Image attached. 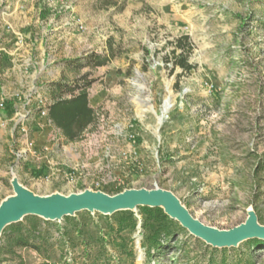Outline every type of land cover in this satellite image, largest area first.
<instances>
[{"label":"rangeland","instance_id":"obj_1","mask_svg":"<svg viewBox=\"0 0 264 264\" xmlns=\"http://www.w3.org/2000/svg\"><path fill=\"white\" fill-rule=\"evenodd\" d=\"M73 1L85 32L51 25L39 0H0V203L13 193V173L41 195L81 190L82 182L47 178L52 161L55 169L80 165L83 180L91 187L99 181L111 194L172 190L193 216L217 228L245 222L250 205L264 225V0H125L120 12ZM183 34L194 43L196 66L184 74L171 60ZM110 36L121 56L101 67L71 68L68 61L80 63L91 52L107 54ZM87 73V81L95 79L89 101L104 118L76 142H56L39 118L37 92L50 95V83H75ZM168 84L174 102L159 124ZM140 101L155 112H142ZM134 214L136 227L123 232L118 214L82 211L61 223L26 217L6 228L0 261L264 264V248L214 249L177 221L165 247L149 251L144 215ZM21 230L37 248L15 245Z\"/></svg>","mask_w":264,"mask_h":264},{"label":"water","instance_id":"obj_2","mask_svg":"<svg viewBox=\"0 0 264 264\" xmlns=\"http://www.w3.org/2000/svg\"><path fill=\"white\" fill-rule=\"evenodd\" d=\"M10 183L13 193L0 203V242L7 227L22 222L26 217L37 216L46 222L61 223L65 217H76L82 211L110 217L118 212L136 213L142 206L161 208L171 220L177 221L191 235L214 249H232L251 239L264 240V225L259 223L252 205L247 210L245 222L233 229H222L203 223L193 216L177 194L159 186L153 189L125 188L115 194L85 188L78 192L55 191L41 195L20 182L17 173L12 174ZM0 264L3 263L0 261Z\"/></svg>","mask_w":264,"mask_h":264},{"label":"trees","instance_id":"obj_3","mask_svg":"<svg viewBox=\"0 0 264 264\" xmlns=\"http://www.w3.org/2000/svg\"><path fill=\"white\" fill-rule=\"evenodd\" d=\"M93 6L96 10H104L115 8L118 12L123 11L126 6V1L123 0H95ZM46 10L43 11V15H46ZM115 39L110 36L108 38V53L103 55L96 52H91L86 55L85 60L76 63V61H68L71 68L74 70H81L86 67H101L105 66L116 56H121L116 53ZM175 48L172 50V61L173 69L177 67L182 69L183 74L189 73L196 69L195 65L190 62V57L193 54L194 43L188 34H183L178 37L173 42ZM90 73L85 74L80 80L75 81V83H67L64 80H59L57 82H52L48 85L50 89V105L48 110V118L51 119L53 125L65 136V138L70 142H76L81 139L84 132L97 126L98 116L97 109L92 107L89 103V89L91 84L95 79L87 78ZM82 81V82H81ZM6 105L9 107V114L13 115L15 111V104L12 101L7 100ZM139 210L143 213V226L146 231L144 236V247L150 251V248L161 249L164 246L165 240H168L173 233V227L176 225L175 220H171L159 207H141ZM120 215L117 220V230L118 232L126 231L129 228H135L137 225V220L135 214L132 211L118 212L116 215ZM115 215V214H114ZM109 217V216H106ZM73 217H65L69 219ZM21 223V222H20ZM18 223H16L17 225ZM16 225H11L9 227H15ZM35 226V225H34ZM183 229V227H182ZM36 231V230H35ZM6 232V229L4 233ZM3 233V234H4ZM37 239L43 242V235L41 232H36ZM35 235V236H36ZM2 240V238H1ZM1 243V242H0ZM250 246H256L259 248H264V240L261 239H251L245 242ZM15 245H22L26 247H38L35 242H30L28 235L24 234L21 230L20 234L15 239ZM226 249V248H224ZM4 250L3 245L0 248V254ZM3 263V261H1ZM209 264H214L210 261ZM221 264H226L225 260H222Z\"/></svg>","mask_w":264,"mask_h":264},{"label":"built area","instance_id":"obj_4","mask_svg":"<svg viewBox=\"0 0 264 264\" xmlns=\"http://www.w3.org/2000/svg\"><path fill=\"white\" fill-rule=\"evenodd\" d=\"M39 1H40V4L44 3L43 4L44 8L43 9L40 8L41 10L40 15L42 16L43 11L46 10V12H48V15L51 17L50 19L51 25H54L57 27L59 26L60 28L69 30L70 31L69 33L76 32V31L82 33L87 30V25L76 12L73 0H39ZM48 55L50 57L51 53H49ZM52 56L56 57L57 55H52ZM90 95L91 94L89 91V96ZM50 102H51V99L46 90H43V92H39V91L37 92L36 103H37V109L39 112V118L44 121V124H46L47 126L53 129L54 135H52V139L55 140L56 142H59L61 140H65L66 138L53 125L51 119L48 118V110H49ZM97 116L99 118L98 120H100V116L104 118V115L100 114L99 111L97 113ZM51 164L52 166L50 165V163L45 164L50 168V173L47 175V178L55 177L56 179H59L61 177L65 179L66 181L70 182L71 184H78L79 182H82L81 185L83 187L81 188V190L85 188H92V189L95 188V189L103 190L102 189L103 185L101 184V182L94 181V185L93 187H91V184L88 183L87 179L83 180L82 177H80L79 175L80 165L71 167V169L63 165L62 169H55L54 162L51 161ZM74 187H76V185H74Z\"/></svg>","mask_w":264,"mask_h":264},{"label":"bare ground","instance_id":"obj_5","mask_svg":"<svg viewBox=\"0 0 264 264\" xmlns=\"http://www.w3.org/2000/svg\"><path fill=\"white\" fill-rule=\"evenodd\" d=\"M169 85V84H168ZM168 90H169V95L165 98V103H164V106L162 108V112L160 115H157L159 116V124L162 123V121L167 117L166 114L168 113V111L171 109V107L173 106V98H172V91H171V87L170 85L168 86ZM140 104L142 106V112H146V111H152L153 113L155 112V109L152 107V106H145L144 102L143 101H140ZM141 257V255H140ZM142 259V257H141Z\"/></svg>","mask_w":264,"mask_h":264},{"label":"crops","instance_id":"obj_6","mask_svg":"<svg viewBox=\"0 0 264 264\" xmlns=\"http://www.w3.org/2000/svg\"><path fill=\"white\" fill-rule=\"evenodd\" d=\"M91 96V95H90ZM90 96H89V100H90ZM98 99V98H97ZM89 103H90V101H89ZM90 105L92 106V107H94L95 109H97V106H95L92 102L90 103Z\"/></svg>","mask_w":264,"mask_h":264}]
</instances>
